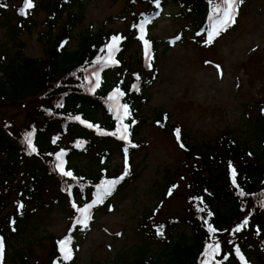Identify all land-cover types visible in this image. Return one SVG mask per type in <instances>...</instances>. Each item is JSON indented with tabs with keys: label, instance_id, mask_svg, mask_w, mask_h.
Masks as SVG:
<instances>
[{
	"label": "trees",
	"instance_id": "16d2710c",
	"mask_svg": "<svg viewBox=\"0 0 264 264\" xmlns=\"http://www.w3.org/2000/svg\"><path fill=\"white\" fill-rule=\"evenodd\" d=\"M13 1L0 0V27H9V34L14 39L36 26L37 9L49 13L47 22L50 30L56 28L65 15L66 21L59 31L64 34L47 40V58L25 57L20 51L11 61L0 63V106H21L30 112L26 125L21 128L16 126L13 118L5 119L0 125V212L14 197L13 204L21 208L6 223H0V237L7 246L8 240L25 232L34 218L50 215L55 209L70 216L71 235H78L84 225L82 210L87 209L88 219H94L139 177L134 169H129L127 175L118 170L112 175L103 166L101 174H89L79 164L82 159L94 156L109 161L116 150L126 155L127 149V156H131L145 144L143 139H138L145 125L140 114V101H146L147 91L156 79V64L150 71L156 74L151 78L142 71L134 72L133 64L128 62L125 54L134 39L140 37V25L150 20V9L157 11V3L161 2L127 0L122 13L126 20L124 30L89 33L83 37L79 47L71 51L67 45L75 26L82 21L77 14L68 12L74 0H41L40 5L33 0L35 6L26 15L19 11L25 0L18 6L14 5L18 31L8 25L10 19L6 17ZM166 1L179 8L183 18L192 21L198 31L204 33L203 36L210 25L222 18L225 4V0ZM245 6L246 0L242 3L238 0L235 23L229 22L225 30L238 25ZM48 35L52 36V31ZM114 36L120 40L113 51L116 63L112 65L107 62V46ZM137 63L142 67L141 60ZM123 69V76L111 84L109 76L120 75ZM94 72L98 75V86H93L91 75ZM117 89L119 98L113 101L110 97ZM123 105H127V114L123 112ZM262 108L264 112V104ZM117 110L123 125L128 126V140L119 138ZM256 123L257 148L237 142L228 134L221 135L213 147L205 149L189 142L188 136H180L186 158L201 157L210 163L211 175L199 173L197 188L187 198L185 214L158 224V229L166 233L172 227L187 225L191 234L164 236V248L160 254L142 249L134 257L116 264H206L207 246L216 243H219V254L209 258L210 264L216 261L235 264L236 248L264 255V227L259 225L264 219V113L259 115ZM29 133L32 134L35 152L31 151L25 139ZM58 155L63 156L59 161ZM61 161H64V171H70L71 176L63 175L57 167ZM214 163L220 164L221 168L216 177L212 175ZM107 181L117 182L110 193L98 201V189ZM153 218L152 211L146 213L138 223L139 231L157 237L154 225L149 224ZM245 220L247 225L236 232L235 229ZM250 240L253 243H249ZM56 244L51 263L75 264V259L64 262ZM5 249L7 256L8 248ZM15 255L21 256L22 253L16 252ZM3 264H6L4 258Z\"/></svg>",
	"mask_w": 264,
	"mask_h": 264
},
{
	"label": "rangeland",
	"instance_id": "374dc122",
	"mask_svg": "<svg viewBox=\"0 0 264 264\" xmlns=\"http://www.w3.org/2000/svg\"><path fill=\"white\" fill-rule=\"evenodd\" d=\"M23 1L14 0L6 12L10 19L8 25L17 31L19 24L14 5ZM74 1L68 12L77 14L82 21L75 26L67 45L69 50H76L89 33L125 29L122 13L127 0ZM35 3L40 5L41 0ZM225 9L226 4L222 12ZM149 14L150 20L142 24L151 59L146 58L144 40L140 37L134 39L125 54L134 72L142 71L151 78L156 74L150 72L156 64V79L147 91L146 101H140L145 125L138 139H143L146 145L131 156L116 150L109 161L94 156L82 159L79 164L89 174H101L105 168L113 175L117 170L125 172L127 167V171L134 169L139 177L94 219H88L78 235H71V218L61 210L34 218L25 232L8 240L7 256L4 253L6 264H52L55 244L60 251L58 242L66 238L70 240L68 246L75 264H116L134 257L142 249L160 254L164 236L190 235L191 229L187 225L175 226L160 235L158 224L183 216L188 207L187 198L197 188L199 173L210 174V163L201 157L186 158L180 136H188L189 142L205 149L213 147L221 135L228 134L237 142L257 148L256 122L264 113V0H246L243 16L232 29L225 30L226 25L219 20L214 26L219 30L218 35H214L211 43L207 42V31L203 36L204 33L199 32L192 21L185 20L179 8L169 1L161 0L158 10L150 9ZM65 16L50 30L49 13L37 9L36 26L30 32L23 31L18 39L11 37L9 27H0V63L11 61L20 51L25 57L47 58V40L64 34L59 31L64 28ZM51 31L52 36L48 35ZM113 55L111 52L108 58L111 64L115 60ZM139 60L142 67L137 63ZM124 72L123 69L120 75L111 74L108 78L111 84ZM91 77L96 86L97 73H92ZM114 94L115 101L118 95ZM28 116L29 110L21 106H0V125L5 119L13 118L21 128L26 125ZM61 162L64 165V161ZM219 165H213L214 177L221 171ZM14 200L15 197L0 212V223H6L12 214L21 211L13 204ZM151 211L154 218L149 224L154 225L157 237L139 231V221ZM259 223L264 227V219ZM16 252L24 256H17ZM235 254V264H242L241 255L246 264H264V255H254L249 249H239V255L236 251Z\"/></svg>",
	"mask_w": 264,
	"mask_h": 264
},
{
	"label": "snow or ice",
	"instance_id": "6c2138e0",
	"mask_svg": "<svg viewBox=\"0 0 264 264\" xmlns=\"http://www.w3.org/2000/svg\"><path fill=\"white\" fill-rule=\"evenodd\" d=\"M239 2L242 3L243 0H239ZM225 4H226V9H225L224 14H223L224 15V19H223L222 23L224 25L229 24V22L235 23L234 12H235L236 7H237V0H225ZM0 6H2V5H0ZM34 6L35 5H34L33 0H25L23 7L19 10L20 14L21 15H26L28 10H30ZM157 6H159L158 3H157ZM140 31L142 33V35L140 36V39L144 40V44H145V55H146V58L151 59V56H150V45H149V42L147 40H145L144 35H143V33H144L143 24L140 25ZM218 32H219V30L214 29L213 33L209 35V39H208L207 42L211 43L212 39L214 38V35H218ZM119 40H120V37H118V36L112 37V42L107 46L108 49H109V53L110 54H111V52L116 50ZM97 86H98V84H97ZM116 94H119V90L118 89H117ZM110 99H115V94H114L113 97H110ZM122 108H123L124 114H127V112H128L127 105H123ZM75 119L79 120L80 117H75ZM117 119H118V121H120V126H118L119 138L120 139H124V140H128V137H129L128 126L127 125H123V119H122V116L119 113V110H117ZM81 122H83V121H81ZM88 126L92 127L93 125H88ZM96 127H97L98 131H101L98 126H96ZM102 134H106V133H102ZM110 134L116 135L117 133H110ZM177 136L179 137V130H177ZM25 139H26L31 151L35 152L36 148L32 145V134L29 133L25 137ZM129 144H131L130 141H129ZM131 146L134 147L135 145H131ZM181 147H183V145H181ZM125 154L127 155V149H125ZM57 160L58 161L61 160V155L57 156ZM126 164H127V160H126ZM57 167L59 168V170L61 171V173L63 175H66V176H71L72 175V173L70 171H64L62 163L58 164ZM124 175H127V167H126ZM235 175H236V172H235V169L233 168L232 169L233 184L236 183ZM121 179H123V177H121ZM116 182L117 181H107V182H105L102 185L101 189H98V201L102 200L103 195H106V194L110 193L112 187L114 186V184ZM241 194H243V193H241ZM21 207H23V205H21ZM200 210L203 211V209H200ZM86 213H87V209L82 210V221L85 223V225H86V221L88 219ZM78 222H80V221H78ZM247 223H248V221L245 220L242 225L238 226L235 229V231L236 232L241 231L242 228L247 225ZM210 231L214 232L215 229H210ZM158 234H160V235L163 234L161 229H158ZM58 243H59V246H60L62 259L64 261L71 260L72 251H71V248L68 246L69 243H70V240L68 238H66L65 240L59 241ZM4 251H5L4 239H3V237H0V264H3ZM236 252L239 255V248H236ZM217 254H219V243L209 244L207 246L206 251H205L206 264H210V259L209 258L210 257H214ZM240 259L242 261V264H246V262L244 261V258H243L242 255L240 256Z\"/></svg>",
	"mask_w": 264,
	"mask_h": 264
}]
</instances>
